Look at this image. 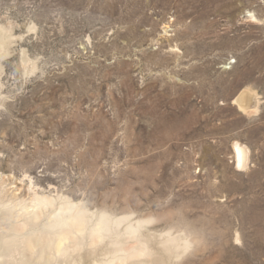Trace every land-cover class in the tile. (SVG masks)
Segmentation results:
<instances>
[{
	"label": "rangeland",
	"instance_id": "rangeland-1",
	"mask_svg": "<svg viewBox=\"0 0 264 264\" xmlns=\"http://www.w3.org/2000/svg\"><path fill=\"white\" fill-rule=\"evenodd\" d=\"M36 193L138 264H264V0H0V213Z\"/></svg>",
	"mask_w": 264,
	"mask_h": 264
},
{
	"label": "bare ground",
	"instance_id": "bare-ground-1",
	"mask_svg": "<svg viewBox=\"0 0 264 264\" xmlns=\"http://www.w3.org/2000/svg\"><path fill=\"white\" fill-rule=\"evenodd\" d=\"M251 97L252 91L244 89L237 95L234 101L240 109L254 111L258 106L250 104ZM235 148L239 164L246 166L249 159L248 149L239 142L236 143ZM19 204H15L14 207H18ZM30 206H28V203L26 205L23 203L21 211L17 210V208L14 210L12 208H5L4 213H0V264H83L84 262H86L85 264H138V262H142L139 261L140 256H143L140 254L141 252L139 253V248L137 249L135 246L131 247L132 245L130 248L125 247L127 237L135 238L138 236V230L129 229L130 226H128L129 230L114 228L104 223L105 221L102 222V220L91 227L89 226L87 214L77 204L64 202L58 206V201L55 198L50 196L42 197L38 193L33 198V208ZM95 222L97 223V221ZM88 233L96 235L98 239L100 238L98 242L105 241V238L110 236L109 241L113 245L110 244L112 247H107L112 249V253L120 251H124L125 253H107L99 254V256L87 254V252H85L86 254H69L70 248L73 245L80 246ZM127 233L130 234L127 235ZM140 237H142L141 234ZM94 239H92V242ZM128 239L130 240V238ZM133 244L135 245V242ZM136 244L138 243L136 242ZM91 250L93 251L92 248ZM155 257L157 255L152 257V259ZM152 259L150 258V261ZM150 261L142 264H149Z\"/></svg>",
	"mask_w": 264,
	"mask_h": 264
}]
</instances>
